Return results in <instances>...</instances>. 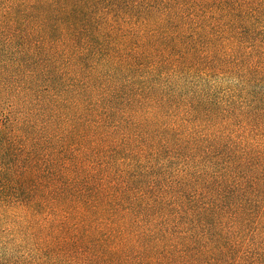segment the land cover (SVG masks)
<instances>
[{"label":"trees","instance_id":"obj_1","mask_svg":"<svg viewBox=\"0 0 264 264\" xmlns=\"http://www.w3.org/2000/svg\"><path fill=\"white\" fill-rule=\"evenodd\" d=\"M0 264H264V0H0Z\"/></svg>","mask_w":264,"mask_h":264}]
</instances>
